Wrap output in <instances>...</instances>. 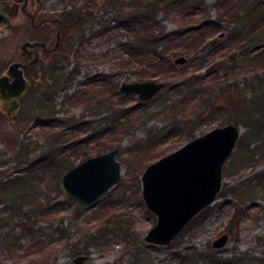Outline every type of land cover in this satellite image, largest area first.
<instances>
[{
  "label": "rangeland",
  "instance_id": "374dc122",
  "mask_svg": "<svg viewBox=\"0 0 264 264\" xmlns=\"http://www.w3.org/2000/svg\"><path fill=\"white\" fill-rule=\"evenodd\" d=\"M84 1L49 0L53 15L81 6ZM150 1L97 0L92 14L74 26L70 40L62 34L52 55L65 70L74 65V51L79 47L80 36L84 42L79 47L80 68L66 90L50 73L41 74L42 84H52L55 89V116L59 122L52 128L45 126L41 129L34 123L39 115V100L44 96L39 90L42 84L27 90L14 116L0 114V215L3 216L0 222V264H74L72 256L75 251L70 248L74 240L86 245L83 252L89 255L83 264H201L197 252L206 253L211 248H216L219 254H235L239 257L237 264H264V65L258 66L253 51H250L251 47L264 43V28L256 33L249 28L247 18H240L251 3L241 2L243 5L234 19H221L217 27L204 32V40L189 46V50L182 49L176 36L169 47L160 44L158 48L164 50L172 64L165 68L156 67L157 73L142 76L134 68L112 67L116 38H130L128 30L116 25V17H123L137 8L145 9ZM153 1L157 4L154 16L160 20V29L178 28L180 11L167 4L168 0ZM212 1L204 0V10L197 18L185 12L181 19H185L186 24L183 23L181 29L186 28L184 32L187 33L195 32L194 24L198 20H216L218 13ZM17 16L22 17L23 12L19 10ZM105 24L110 25L111 34L92 33ZM56 27L54 23L50 42L54 40ZM232 30L236 31L233 37L228 35ZM0 35L10 36L13 41L18 39L7 19L0 22ZM210 38L216 44H210ZM180 53L185 54L186 60L173 61V57ZM163 68L165 71L161 74ZM87 70L91 73L114 72L112 82L118 90L122 80L155 78L166 80V83L147 99L140 98L134 90L110 94L105 89L102 96H109L110 100L101 105L93 99L90 105L84 100L76 104L64 101L65 91H72ZM195 74L203 75L202 85L198 86L194 81ZM175 83L179 85L175 86ZM243 110H247L246 115L241 114ZM115 116L118 117L112 120ZM78 120H86V127H76L74 122ZM227 121L240 125L239 134L222 163L221 187L213 201L208 203L207 213L200 220L198 213L192 216L168 243L150 245L142 235L154 223L156 214L146 206L141 195L139 175L142 168L164 153L162 151L176 147L212 125ZM111 122L115 124L113 128L117 137L112 146H118L116 157L121 164V174L90 205L82 206L67 197L59 177L57 182L47 177L26 185L6 183L9 177L21 174L26 163L43 149L56 142L60 145L76 140L75 148L64 147L69 150L64 160H71L64 167L66 169L85 157L79 153L78 139L92 128L99 129ZM46 127L48 130L44 134ZM188 129L192 131L188 132ZM25 142L26 148L23 147ZM155 153L158 154L152 156ZM140 164L141 168L138 167ZM220 191L223 194L220 195ZM61 198L65 200L59 209L60 214L46 216L41 222L42 242L31 244V235L23 233V229L14 224L19 213L31 210L35 216L37 209L45 210L47 201ZM3 202L11 207L2 209ZM18 204L22 206L18 207ZM59 218L63 219L70 237L67 240L63 236L62 240L47 244V239L58 233L52 232L51 224L56 225ZM22 220L31 225V220ZM224 230L229 234L226 242L213 246L212 238Z\"/></svg>",
  "mask_w": 264,
  "mask_h": 264
},
{
  "label": "trees",
  "instance_id": "16d2710c",
  "mask_svg": "<svg viewBox=\"0 0 264 264\" xmlns=\"http://www.w3.org/2000/svg\"><path fill=\"white\" fill-rule=\"evenodd\" d=\"M248 1L251 3L244 9V15H240V18H247L250 22L249 28L254 29L257 33L259 30L264 28V0H213L211 4L215 7L218 13L216 20H198L199 22L196 21L198 23L194 24L197 28L195 32L188 31V33L184 32L186 28L181 29L182 24H186V20L181 19L182 15L185 12H189L191 15L197 18L198 13H201L204 10V0H190L189 2H187V0H168L167 4L173 5L182 14L179 17L181 20V22H179V27L173 30L160 29V20L155 18L154 16L155 10L157 9V4L156 1L153 0L147 4L145 9L137 8L127 13L123 17H116V25L119 27H124L126 30H128L130 38H116V54L115 58H111V66L119 68H134V71L142 76L157 73L156 67L161 68L164 66L165 68L168 65L172 64V61H170V59L166 56L164 50L161 51L160 48H158L160 44L162 46L169 47L170 42H172V39L176 36L179 38L178 41L181 42L180 45L182 49L187 51L189 50V46L191 47L192 45L199 44L202 40H204V32L217 27L221 19L227 18V20L229 21L234 19V16L237 15L239 7L243 5L241 2L247 3ZM196 12L197 14L195 15ZM86 13H91V11H86ZM84 17L85 16L79 12H76L75 16H73V21L69 23V26H67L66 29L67 37L69 38V40L71 39L69 35L72 33L73 28L75 26L74 23L80 22L79 20ZM75 19L77 21H75ZM193 21L194 20H192V22ZM109 28L110 25L105 24L102 26V28L98 27L95 30H92V33L99 32L102 34L106 33L109 35V33H112ZM248 32L249 31L246 30L247 36ZM228 35L233 37L234 35H236V31H229ZM242 39L239 40L241 41ZM187 41L193 44H190ZM83 42L84 39L82 36H80L78 38V43H80L79 47L81 44H83ZM208 42L210 44L215 43L213 38H210ZM79 47L75 48V62L70 69L65 70L64 65L57 63V58L53 59V63L51 65L50 75H52L55 80H59L62 88H64L65 90L73 82L80 68L81 52ZM250 51H253L255 56L254 58L256 59V63H258V66L264 65V43L262 45H258V47L256 48L251 47ZM164 68L163 70H160L161 74L164 73ZM114 74L115 73L112 71L109 73L105 71L91 73L89 70H87L84 76L77 80V86L72 91H65L64 101L76 104L84 100L87 105H90L91 99H93L98 105L109 101V96H102V93L105 89H108L110 91V94L111 92L120 93V91L115 88V85L112 82V79H114ZM204 80L205 79L203 75L195 74L194 81H196V84H198V86L202 85ZM174 85L178 86L179 83H175ZM41 92H43L44 96L40 98L38 103L39 115L37 116H39L40 118L38 119L37 124L38 127H40L41 129H43V127L45 126H50L52 128V125L59 122L57 120L58 117L55 116V112L57 110L55 108V89L53 88L52 84H47L43 89H41ZM200 98H202V95L200 96ZM246 111L247 110H243L241 114L246 115ZM116 117L118 116H115L114 118H112V120H115ZM85 123L86 120H78L77 122H74V125H76V127L78 126L79 128H81L86 127ZM113 125L115 124H106L105 126H101L99 129L92 128L87 134L81 136L78 139L79 144L77 146L80 150L79 153L83 156H88L94 151L98 152L107 147H112V144L117 137L115 133L116 130L113 128ZM46 129L48 130V127L44 129L43 133L45 131L47 132ZM191 131V129H188V132ZM53 140L56 141L58 139ZM74 142H76V140H74ZM74 142H66L60 145H57L56 142L55 145L43 149L37 156L31 158L28 163H26V165L24 166V171L21 174L9 177L6 183L14 184L17 182H21L26 185L31 184L33 180L39 181L47 177L53 178L57 182L58 177L63 171L64 167L69 164L68 161H71L66 159L64 160V158L68 157L69 153V150L66 151L64 147L68 145L71 148H75L77 144H75ZM23 147H28L27 142H25V145H23ZM156 154L158 153L152 154V156H155ZM138 167L141 168V164ZM219 194H223V191H220ZM64 200L65 198L47 201L44 207L45 210H43L44 212L37 209L35 216L32 215L33 213L31 210H23L19 213L20 216L22 217V219L24 218L31 220V225H26L25 221H23L20 216L14 224L19 225L20 228L23 229V233H29L31 235V244L35 241L40 243L43 239L40 236L42 233H44L42 229L43 225H41L42 220L46 216L57 217L60 214L59 209L63 205ZM21 206L22 205H20V207ZM4 207L10 208L11 204L6 203L4 204ZM207 208L208 204L203 206L197 212L199 214L197 216L199 220L203 215L207 213ZM197 213H195L193 216H196ZM2 217L3 216L0 215V222ZM51 226H53L52 232L57 231L58 233L55 236H51L50 239L46 238L47 244L49 241L55 242L57 240H62L63 236H65L66 239L70 237L68 231L65 230L66 226L63 224L62 218H59L56 225L51 224ZM71 242L72 243L70 245V248L73 249L75 253L83 252L84 247H86V245L84 244H79V240H74ZM149 244L153 246L155 245L151 242H149ZM197 253L198 258L201 259V264H237L239 262V257H237L235 254H219L217 253L216 248H211L206 253L199 251ZM189 255L190 257L194 256L193 254Z\"/></svg>",
  "mask_w": 264,
  "mask_h": 264
},
{
  "label": "water",
  "instance_id": "95a60500",
  "mask_svg": "<svg viewBox=\"0 0 264 264\" xmlns=\"http://www.w3.org/2000/svg\"><path fill=\"white\" fill-rule=\"evenodd\" d=\"M4 2L0 0V3ZM58 42L59 31L50 48L54 49ZM24 44L45 45V42L24 40L22 46ZM185 60L183 53L173 57L175 62ZM14 67V63H10L0 76V83L6 81ZM16 73L18 86L0 91L5 101L1 107L8 114L15 112L18 98L28 85V79L22 72ZM165 83L166 80L155 78L122 80L118 88L121 91L134 90L140 98L147 99ZM239 129L240 125L233 121L212 125L146 163L139 175L141 195L146 206L156 214V219L143 233L144 240L168 243L195 213L213 201L222 183V163L234 147ZM117 151L118 146L107 147L64 169L59 176L64 194L82 206L90 205L120 177ZM228 235L226 230L220 232L212 238V245L224 244ZM88 255L87 252H78L72 260L74 264H83Z\"/></svg>",
  "mask_w": 264,
  "mask_h": 264
},
{
  "label": "flooded vegetation",
  "instance_id": "af4514ba",
  "mask_svg": "<svg viewBox=\"0 0 264 264\" xmlns=\"http://www.w3.org/2000/svg\"><path fill=\"white\" fill-rule=\"evenodd\" d=\"M5 1L4 3H0V7L5 8L0 9V22H5V19L10 21L18 39L13 41L10 36L5 38L3 35H0V76L6 72L10 63L13 62L15 65L14 68H11L12 73H9L10 75L8 74L6 81L2 80L3 83H0V91L14 89L18 86L19 83H15L17 80L16 72L18 71H21L23 76L28 79V85L25 87L23 94L18 98L19 104L14 113L8 114L1 107V105L4 106L5 101L2 99V94L0 93V114L12 117L19 109L21 100L27 90L36 89V86H40L43 83L41 74L48 75L50 73L54 59L52 54L59 46L62 34L67 35V26L73 21L75 13L79 12L85 16L79 20L80 22L74 23V25L78 26L92 14L97 0H85L81 6L78 5L75 6L76 8H68L61 12V14L54 15L52 13V3L49 0ZM19 10L23 12L22 17L17 16ZM86 11H91V13H86ZM75 21L77 20L75 19ZM54 23L57 24V27L54 33V40L50 42L53 35ZM57 31H59V42L52 49L50 47L56 40ZM24 40H43L45 45L24 44L22 46ZM46 85L47 83L42 84L39 90L41 91ZM39 118L38 116L34 121L35 124ZM4 204V202L1 204L2 209L4 208ZM17 206L20 207L19 204Z\"/></svg>",
  "mask_w": 264,
  "mask_h": 264
}]
</instances>
